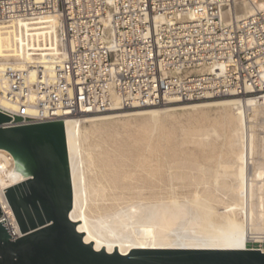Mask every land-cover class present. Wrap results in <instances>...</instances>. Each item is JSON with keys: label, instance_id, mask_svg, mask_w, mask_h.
Here are the masks:
<instances>
[{"label": "bare ground", "instance_id": "bare-ground-1", "mask_svg": "<svg viewBox=\"0 0 264 264\" xmlns=\"http://www.w3.org/2000/svg\"><path fill=\"white\" fill-rule=\"evenodd\" d=\"M257 11L264 0H233L223 19ZM42 43V29L0 26V68L22 66ZM252 92L131 109L114 95L110 111L64 117L70 218L81 221L85 242L127 255L133 248L252 249L249 242L264 239V136L254 124L264 91ZM15 165L0 148V204L13 220L4 189L28 178Z\"/></svg>", "mask_w": 264, "mask_h": 264}, {"label": "built area", "instance_id": "built-area-1", "mask_svg": "<svg viewBox=\"0 0 264 264\" xmlns=\"http://www.w3.org/2000/svg\"><path fill=\"white\" fill-rule=\"evenodd\" d=\"M232 1L0 0L1 27L48 38L22 66L0 68L5 126L104 113L114 95L131 109L264 91V12L227 24ZM0 207L13 240L22 237Z\"/></svg>", "mask_w": 264, "mask_h": 264}, {"label": "water", "instance_id": "water-1", "mask_svg": "<svg viewBox=\"0 0 264 264\" xmlns=\"http://www.w3.org/2000/svg\"><path fill=\"white\" fill-rule=\"evenodd\" d=\"M0 111V148L11 152L15 170L28 178L4 189L22 237L13 240L0 222V264H264L252 249H142L127 255L96 250L70 218L73 186L63 120L5 126ZM0 207V216H2ZM15 238V237H14Z\"/></svg>", "mask_w": 264, "mask_h": 264}, {"label": "rangeland", "instance_id": "rangeland-1", "mask_svg": "<svg viewBox=\"0 0 264 264\" xmlns=\"http://www.w3.org/2000/svg\"><path fill=\"white\" fill-rule=\"evenodd\" d=\"M183 103V102H182ZM186 103V102H184ZM256 123V124H255ZM255 124V130L257 133L261 136H264V113L260 114L257 119L254 122ZM258 234H261L262 237H264V228L258 232ZM257 234V235H258ZM259 235V236H261ZM262 240V241H261ZM259 241H251L248 243V246L251 248H264V239H261Z\"/></svg>", "mask_w": 264, "mask_h": 264}]
</instances>
